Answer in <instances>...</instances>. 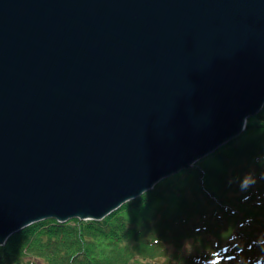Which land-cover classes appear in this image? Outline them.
Listing matches in <instances>:
<instances>
[{
    "label": "water",
    "instance_id": "water-1",
    "mask_svg": "<svg viewBox=\"0 0 264 264\" xmlns=\"http://www.w3.org/2000/svg\"><path fill=\"white\" fill-rule=\"evenodd\" d=\"M264 107V0H0V246L102 220Z\"/></svg>",
    "mask_w": 264,
    "mask_h": 264
},
{
    "label": "trees",
    "instance_id": "trees-1",
    "mask_svg": "<svg viewBox=\"0 0 264 264\" xmlns=\"http://www.w3.org/2000/svg\"><path fill=\"white\" fill-rule=\"evenodd\" d=\"M263 169L264 107L240 135L102 220L50 218L13 234L0 264L28 253L46 264H264Z\"/></svg>",
    "mask_w": 264,
    "mask_h": 264
},
{
    "label": "rangeland",
    "instance_id": "rangeland-1",
    "mask_svg": "<svg viewBox=\"0 0 264 264\" xmlns=\"http://www.w3.org/2000/svg\"><path fill=\"white\" fill-rule=\"evenodd\" d=\"M223 145H221L220 147H222ZM219 147V148H220ZM218 149V148H217ZM216 149V150H217ZM215 150V151H216ZM214 152V151H213ZM212 152V153H213ZM212 153H210V154H212ZM226 156H228V157H233V158H235L236 160H241V159H244V157L242 156V155H240V154H237V153H235V152H233V151H229V150H224V152H223ZM208 156V155H207ZM207 156H205V157H207ZM204 157V158H205ZM216 157H220V156H216ZM246 158V157H245ZM248 158H250V157H247V159ZM203 159V158H202ZM201 160V159H200ZM199 161V160H198ZM197 161V162H198ZM181 171V170H180ZM261 172V171H260ZM263 172H264V169H263ZM257 173H259V172H257ZM176 174V173H175ZM251 180V179H250ZM212 184V183H211ZM214 185V184H213ZM212 185V186H213ZM221 185H225L224 184V182H222V183H220V184H218V185H214L213 186V188L214 187H217V186H221ZM177 214V213H176ZM163 223H161V225H162ZM163 226V225H162ZM190 242H192V243H194V242H196V239L194 240V239H190L189 240ZM27 256H29V253L25 256L26 258L23 260V263L22 264H24V263H27V258H29V259H31V260H33L32 262V264H46V262L45 261H42V260H39V259H37V258H35V259H33L32 258V256H30V257H27ZM218 262V261H217ZM211 264H213V263H211ZM219 264V263H218Z\"/></svg>",
    "mask_w": 264,
    "mask_h": 264
},
{
    "label": "clouds",
    "instance_id": "clouds-1",
    "mask_svg": "<svg viewBox=\"0 0 264 264\" xmlns=\"http://www.w3.org/2000/svg\"><path fill=\"white\" fill-rule=\"evenodd\" d=\"M250 183H251V182H250L248 179H244V181L242 182L241 187H242V188H247V187L250 186Z\"/></svg>",
    "mask_w": 264,
    "mask_h": 264
}]
</instances>
